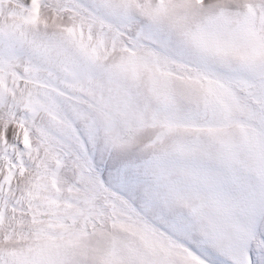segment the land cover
Returning <instances> with one entry per match:
<instances>
[{"label":"snow or ice","instance_id":"snow-or-ice-1","mask_svg":"<svg viewBox=\"0 0 264 264\" xmlns=\"http://www.w3.org/2000/svg\"><path fill=\"white\" fill-rule=\"evenodd\" d=\"M0 264H264V0H0Z\"/></svg>","mask_w":264,"mask_h":264}]
</instances>
